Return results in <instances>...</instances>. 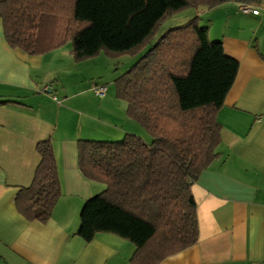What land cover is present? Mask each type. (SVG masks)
Listing matches in <instances>:
<instances>
[{
  "label": "trees",
  "instance_id": "1",
  "mask_svg": "<svg viewBox=\"0 0 264 264\" xmlns=\"http://www.w3.org/2000/svg\"><path fill=\"white\" fill-rule=\"evenodd\" d=\"M256 0H3L0 19L11 49L41 56L71 43L76 63L101 54L137 57L115 81L128 115L153 138L78 141L83 176L106 189L88 200L78 235L91 243L109 233L135 246L131 264H161L195 246L200 237L192 191L218 158V113L236 81L240 63L212 41L199 18L173 28L151 45L162 23L185 9L216 8ZM0 101V106L14 104ZM41 162L33 183L15 204L27 221L47 223L62 196L54 147L37 145Z\"/></svg>",
  "mask_w": 264,
  "mask_h": 264
},
{
  "label": "crops",
  "instance_id": "2",
  "mask_svg": "<svg viewBox=\"0 0 264 264\" xmlns=\"http://www.w3.org/2000/svg\"><path fill=\"white\" fill-rule=\"evenodd\" d=\"M241 5L258 14L240 13ZM193 16L240 69L218 113L219 156L192 187L199 241L161 264H264V0L196 9L188 19ZM72 51L71 43L41 56L11 49L0 19V101L15 102L0 106V264H131L135 253L113 234L100 233L91 243L78 235L85 203L106 189L81 173L78 141L133 134L151 144L153 138H145L116 97V75L112 94L99 79L110 65L105 61L113 60L101 54L76 63ZM90 81L97 83L89 87ZM100 85L108 87L105 97L93 90ZM42 141L52 142L62 188L45 224L27 221L15 204L21 188L33 183Z\"/></svg>",
  "mask_w": 264,
  "mask_h": 264
},
{
  "label": "rangeland",
  "instance_id": "3",
  "mask_svg": "<svg viewBox=\"0 0 264 264\" xmlns=\"http://www.w3.org/2000/svg\"><path fill=\"white\" fill-rule=\"evenodd\" d=\"M196 9H201L202 10V9H204V7H200V8H196V7L188 8V9H185V10L179 12V13L172 14L167 19H165V21L162 23V26L159 28L158 33L153 38V40L151 42V45L156 44L159 41V39L165 33H167L169 30H171L173 28L181 27L182 25H185L187 23L189 24L195 18L193 16L189 20L188 17H190L192 13L196 12ZM186 18L188 20H186ZM205 23H203L202 25H205ZM146 51L147 50H145L142 53V55H144L146 53ZM112 60L113 61H105V62H110V65L109 66H106V64H105L104 65V68H103V71H102V73H103L102 75L103 76H100L101 78L98 76L99 79H102V83H105L106 81L109 83L110 90H111L110 91V94H112V92L114 90V88H113V82H111V81L112 80L113 81L114 80L116 81L118 78H120L121 76H123L124 74H126L128 71H130L135 66V64L138 62V58L136 59L135 57H132L130 55H123L121 57L113 58ZM103 63H104V61H103ZM114 75H116V77ZM112 77H115V78H112ZM111 78H112V80H111ZM115 81H114V83H115ZM88 83H89L88 86L91 87V85L93 83H97V82H91L90 81ZM88 86H87V84H84L83 86H81L80 89H83V87L84 88H87ZM88 98L91 99V103H93V105L97 106V104H99V101H97L98 99L97 100L94 99L91 94H88ZM142 130H143V133L142 134H144L145 138H152L150 135H146L147 133H146V130L145 129H142ZM124 137L125 136H121L120 137L118 135L117 136H108L107 135V136H99V138H96L95 140H92V141L119 142V141H122L124 139ZM97 139H100V140H97Z\"/></svg>",
  "mask_w": 264,
  "mask_h": 264
},
{
  "label": "built area",
  "instance_id": "4",
  "mask_svg": "<svg viewBox=\"0 0 264 264\" xmlns=\"http://www.w3.org/2000/svg\"><path fill=\"white\" fill-rule=\"evenodd\" d=\"M239 12L244 14V15L258 14V10L252 6H249V5H241L239 7ZM93 90L97 96L105 97L107 92H108V87L105 85H100V86H95ZM49 91H51V88H49V87L44 89L45 93H47ZM54 100L57 101V98L54 97Z\"/></svg>",
  "mask_w": 264,
  "mask_h": 264
}]
</instances>
